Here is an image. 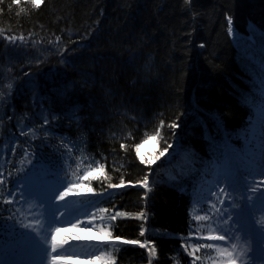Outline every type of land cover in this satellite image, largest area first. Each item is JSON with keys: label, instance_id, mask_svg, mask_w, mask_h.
I'll return each mask as SVG.
<instances>
[{"label": "trees", "instance_id": "1", "mask_svg": "<svg viewBox=\"0 0 264 264\" xmlns=\"http://www.w3.org/2000/svg\"><path fill=\"white\" fill-rule=\"evenodd\" d=\"M228 18L253 40L238 46ZM0 29V235L30 159L63 188L83 185L78 203L108 210L112 264H192L205 243L188 244L190 228L199 231L190 214L197 186L225 165L224 142L244 151L264 107V0H43L38 9L0 0ZM161 121L156 154L168 150L141 163L135 145ZM97 161L104 175L81 182ZM117 212L127 215L111 220ZM132 240L147 247L124 243Z\"/></svg>", "mask_w": 264, "mask_h": 264}, {"label": "rangeland", "instance_id": "2", "mask_svg": "<svg viewBox=\"0 0 264 264\" xmlns=\"http://www.w3.org/2000/svg\"><path fill=\"white\" fill-rule=\"evenodd\" d=\"M229 35L238 46L246 43L244 39L250 42L253 40L252 35L239 36L233 30L229 32ZM241 49L244 58L247 57L246 46L243 45ZM261 70L263 71V67ZM260 106L263 105L260 103ZM243 140L244 151L242 152L236 150L234 153L229 150L228 145L225 146L228 150L225 167L218 171L219 176L208 186L198 188L199 196L192 204L190 214L199 231L195 232L190 228L192 241L190 240L188 244H196V240L210 243L211 241L204 239L208 235V226L215 228L222 225L223 228L231 229V235L240 238L230 243L234 242L241 248L248 249L244 257L247 264H264V252H261L264 250V238L260 236V233L264 232V203L259 205L255 201V197L260 192L251 191L252 184L264 180V175H262L264 174V107H261L250 120ZM156 153V141L153 140L144 143L140 148V157L146 160L158 156ZM174 153L175 151L173 153L171 151L165 155L164 162H169L174 157ZM238 160H242L245 166H240ZM31 163L29 159L23 165L22 171L26 173L21 182L16 185L14 199L18 208L14 220L5 226L0 235V264H41L42 255L36 248L38 242L33 237L36 233L32 228L24 227V225H34L36 220L43 225L41 235H48L47 247L49 249L51 247L50 233L57 227L68 229L58 234V242L67 241L60 249L61 252L67 253L60 264H107L108 261L112 262L111 254L105 251V245L111 242L109 237L97 239L100 233L96 227H92L91 232L85 230L86 225L92 226L88 225V220L93 215L96 218L93 219L92 224H103L107 231L109 220L106 213L101 214L99 209L94 207L93 201L85 204L78 203V198L86 192L84 186L79 185L63 200L53 199L55 194L58 195L64 190L62 189L64 183L60 181L57 174L53 173L50 178L51 172L48 169ZM230 180L234 181L231 186ZM220 188L228 192V196L221 197L224 200L223 204L218 202L216 196L211 195L213 192L219 193ZM260 191H264V184L260 185ZM212 204L216 207L212 208ZM54 213L57 218L55 221L52 220ZM205 214L210 216L211 220H195L196 215L204 216ZM101 215L105 217L103 221L99 219ZM229 215H231L230 220ZM225 220H227L226 224ZM77 222L79 226L72 228L71 225ZM77 237L79 239H76ZM202 249L195 251L197 255L192 257V264L194 261L195 264H213L211 258L217 257L215 250L207 249L208 252L204 253ZM102 255L103 259L93 258ZM197 257L200 259H196ZM44 264H48V261L45 260Z\"/></svg>", "mask_w": 264, "mask_h": 264}, {"label": "snow or ice", "instance_id": "3", "mask_svg": "<svg viewBox=\"0 0 264 264\" xmlns=\"http://www.w3.org/2000/svg\"><path fill=\"white\" fill-rule=\"evenodd\" d=\"M20 0H14V3L19 4ZM32 6L34 8H39L41 6V4L43 3V0H30ZM185 2H189V0H185ZM21 11H23V9H21ZM231 24H232V20L231 18H228V25H229V32H232V28H231ZM3 34V30L0 29V35ZM6 39L9 40L10 43H14L16 41V39L18 37L16 36H5ZM19 39L23 40V37H19ZM57 41L60 39V37H56ZM9 88H11V85H9ZM45 123H47V120H45ZM164 126V122L161 121L160 125L157 127L156 131L154 134H145V141L143 142H147L148 140H153L156 141L157 143H159V140L162 138L161 135V129ZM169 127L171 128H175L177 127L176 123L173 122L172 124L169 125ZM131 135V134H129ZM142 144H137L135 145V152L137 154V156H140V148H141ZM122 148L125 147V145H121ZM168 147H171V145H169ZM167 148H165L163 151H161L159 153L158 156H154L152 159L149 160H144L143 157L141 158V163H146V164H153L156 162V160H159L161 156H163L165 154V152H167ZM97 167H92L91 164H89L87 166V170L84 172L83 176L79 177L78 179L83 182L86 180H89L90 178L92 179H97V173H99L100 175H104V165L100 164L99 161L96 162ZM264 175V174H262ZM230 179V178H229ZM234 181L230 180V186L231 183ZM0 183H3V181H0ZM124 180L121 179L120 180V185H115V184H109L108 187L109 188H116L119 186H123L124 185ZM142 186L145 187L146 189H148V191H151V187L149 186V181H148V176L146 175L143 179V181L141 182ZM264 184V180L259 181L255 184H252L251 186V191L252 192H260V194L258 196L255 197V201L259 203H264V201H262V198H264V191H260V185ZM76 187H79V184H68L66 187H64V190L59 192L58 195L55 194L53 199H59V200H63L70 192L74 191V189ZM89 191H91V189L89 188ZM145 195H147V193H145ZM212 196H216L217 200L220 204L224 203V200L221 197H226L228 196V192L224 189V188H220L219 189V193L217 192H213L211 194ZM52 199V200H53ZM212 208H215L216 205L212 204L211 205ZM101 214L107 212L108 210L105 208H100L98 210ZM123 215H127L126 213H121V212H117L115 215L111 216L110 219L111 220H115L116 216H123ZM140 218H144V213H138L137 214ZM96 217L93 215V217H91L88 220V225H92L91 227L89 226H85V230H87L88 232L92 231V227H96L97 231L100 233V235L97 237V239H103L104 237H111L112 233L110 231H107L106 228L103 226V224L100 225H93L92 221L93 219H95ZM57 218L55 216L54 213V218H52L53 221H55ZM99 219L101 221H103L105 219V217L103 215H101L99 217ZM228 219H231V215H229ZM195 220L197 221H201V220H211V217L208 216L207 214H205L204 216H200V215H196L195 216ZM224 223H227V220L224 221ZM79 226V222H77L76 224H72L71 227L72 228H76ZM24 227L26 228H32V230L36 233L35 236H33L35 238V241L38 242V244L36 245V248L38 249L39 253H41L42 255V259H41V264H44V261L47 260L48 264H60V261L62 259L65 258V256L67 255V253L65 252H61L60 249L63 248V245L67 243L66 240L58 242V234L61 231H67L68 229H62V228H55L51 233V239H50V249L47 247V245L49 244V240H48V235H41V230L43 229V225L41 224V222L39 220L35 221L34 225H24ZM231 233V229L230 228H223V226H217L215 228L211 227V225L208 226V235L204 238L206 241H211L210 243H197L194 251L198 250L200 248H206V249H211V250H215V252L217 253V257L215 258H211L213 259V264H247V262L244 260V257L246 256V253L248 251L247 248H241L237 243H230V241L233 240H239L240 238L238 236H233L230 234ZM141 236L144 235V231L141 230L140 233ZM191 235V233H190ZM260 236L262 238H264V232L260 233ZM76 239H79L78 237ZM116 239H119V237H117ZM216 242H221V243H216ZM124 243H128V244H139L140 247H147L146 243H140L139 241L136 240H132V241H124ZM149 253L152 256L156 255V249L155 247H152L149 249ZM193 253H189V255H192ZM94 259H103V255L101 257H93ZM196 259H200V257H197ZM107 264H112L111 261H108ZM151 264V262H150ZM193 264H195V261L193 262Z\"/></svg>", "mask_w": 264, "mask_h": 264}, {"label": "bare ground", "instance_id": "4", "mask_svg": "<svg viewBox=\"0 0 264 264\" xmlns=\"http://www.w3.org/2000/svg\"><path fill=\"white\" fill-rule=\"evenodd\" d=\"M261 252H264V250H261ZM258 254V253H257ZM259 255V254H258Z\"/></svg>", "mask_w": 264, "mask_h": 264}]
</instances>
